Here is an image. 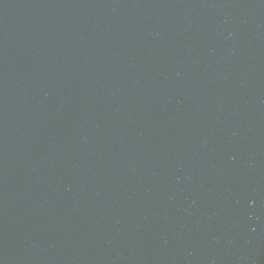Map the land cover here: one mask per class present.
Instances as JSON below:
<instances>
[{
  "label": "water",
  "instance_id": "1",
  "mask_svg": "<svg viewBox=\"0 0 264 264\" xmlns=\"http://www.w3.org/2000/svg\"><path fill=\"white\" fill-rule=\"evenodd\" d=\"M0 264H264V0H0Z\"/></svg>",
  "mask_w": 264,
  "mask_h": 264
}]
</instances>
